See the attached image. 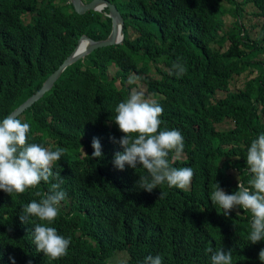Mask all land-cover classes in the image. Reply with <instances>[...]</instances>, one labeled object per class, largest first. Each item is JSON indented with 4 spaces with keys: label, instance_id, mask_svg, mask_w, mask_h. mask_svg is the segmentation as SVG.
<instances>
[{
    "label": "trees",
    "instance_id": "trees-1",
    "mask_svg": "<svg viewBox=\"0 0 264 264\" xmlns=\"http://www.w3.org/2000/svg\"><path fill=\"white\" fill-rule=\"evenodd\" d=\"M110 1L122 16V39L66 64L16 114L30 125L29 142L65 150L56 168L67 195L47 226L70 238L68 254L53 261L37 252L33 225L19 219L25 204L41 199L37 192L48 191L41 182L23 194L0 190V264H12L9 257L15 264H142L157 254L163 264H211L208 248L232 250V264H261L264 240H248L251 213L225 216L210 194L216 183L232 194L238 181L249 186L252 179L247 148L264 134V0ZM225 13L232 18L225 21ZM246 14L258 20L246 22ZM108 28L103 11L76 12L68 0H0V120L36 89L80 32L97 38ZM176 62L187 69L179 78L169 74ZM242 72L252 74L229 88ZM132 76L163 107L159 130L178 129L184 137L182 156L173 151L168 161L193 169L188 190L166 183L151 193L139 190L136 181L147 175L142 166H113L114 153L123 151L110 139L123 135L115 109L129 97ZM226 120L229 126H219ZM94 137L103 159L91 158ZM230 167L237 175L232 183ZM116 251L122 254L114 260Z\"/></svg>",
    "mask_w": 264,
    "mask_h": 264
},
{
    "label": "clouds",
    "instance_id": "clouds-1",
    "mask_svg": "<svg viewBox=\"0 0 264 264\" xmlns=\"http://www.w3.org/2000/svg\"><path fill=\"white\" fill-rule=\"evenodd\" d=\"M186 71L183 63L176 62L169 74L179 78ZM136 81L137 77L132 76L128 83L134 84ZM115 113L113 120L123 135L119 139H110L119 144L123 151L114 153L113 166L120 171H124L126 166L133 169L142 166L147 175L139 176L136 181L135 187L139 190L151 193L165 183L169 188L188 190L194 176L193 169L172 167L168 161L171 152L174 151L177 157L182 154L184 137L178 129L159 130L163 123L160 119L163 107L156 100L146 98L142 90L133 88L129 97L117 105ZM29 132V123L22 122L14 113L0 120V190L11 196L35 189L41 182L50 185L43 195L36 193L41 196L39 201L32 200L22 207L19 219L21 223L33 225L36 251L54 261L68 254L71 243L70 238L59 234L55 227L47 226L59 216L60 204L67 195L61 187V170L56 168L65 150L57 147L53 151L41 143L29 142ZM91 146L94 149L91 158L103 159L99 138L94 137ZM246 162L252 176L249 186L238 181L237 190L227 194L216 183L210 199L213 206L218 205L223 209L225 216L237 209L251 213L248 240L254 245L264 240V134L251 141ZM162 197L161 192L159 198ZM206 252L211 254V264H232V250L208 248ZM258 258L264 264V248L260 249ZM9 259L15 264L14 258ZM142 264H163V259L158 254L148 255Z\"/></svg>",
    "mask_w": 264,
    "mask_h": 264
},
{
    "label": "water",
    "instance_id": "water-1",
    "mask_svg": "<svg viewBox=\"0 0 264 264\" xmlns=\"http://www.w3.org/2000/svg\"><path fill=\"white\" fill-rule=\"evenodd\" d=\"M76 12H82L85 9H96L103 11L109 17V28L107 33L102 37L93 38L84 32H80L73 46L70 50L63 56V58L52 68L41 80L40 84L15 104L5 116L9 114H17L21 111L23 107L28 105L32 100L37 98L45 89H47L54 78L59 74L61 69L68 63L72 62L76 58H81L85 53H87L93 47L104 45L107 43L119 42L122 39V16L118 9L115 7L114 3L110 0H68ZM105 7V10L102 8ZM4 116V117H5ZM2 120V119H1Z\"/></svg>",
    "mask_w": 264,
    "mask_h": 264
},
{
    "label": "rangeland",
    "instance_id": "rangeland-1",
    "mask_svg": "<svg viewBox=\"0 0 264 264\" xmlns=\"http://www.w3.org/2000/svg\"><path fill=\"white\" fill-rule=\"evenodd\" d=\"M222 1H223V0H222ZM249 7H250L249 5H245V8H249ZM223 18L225 19V21H227V19H228V18H232V16L229 15L228 13H225V15L223 14ZM243 19H244L246 22L257 21V20H258L257 17H254V16L251 15V14H246V15L244 16ZM255 30H256V27H252V28L250 29V35H253V34L255 33ZM111 72H112V65H109V66H108V71H107V73L110 74ZM244 72H245V71H244ZM250 74H252V72H251V73H247V72H246V75H245L243 72L240 73L239 75H237V76L235 77V79H233L232 81H229V83H228V87H229V88H235V87H237V86H240L241 83L243 82L244 78L247 77V76H249ZM133 88H137V89H139V90H142L143 92H144V90H145L144 84L141 83V82H136L134 85L131 86V90H132ZM229 125H230L229 121L226 120L225 122H223V123L220 124L219 126L225 127V126H229ZM180 156H182V154H181ZM228 171L231 172V174H233V175H231V176L228 178L229 182L232 183L234 180H236L237 175L235 174V173H236L235 170H234L233 168H231V167L228 168ZM237 181H238V180H237ZM121 254H122V252H118V251H116V253L113 254V256H112V259L115 260V259H117V258H120Z\"/></svg>",
    "mask_w": 264,
    "mask_h": 264
}]
</instances>
